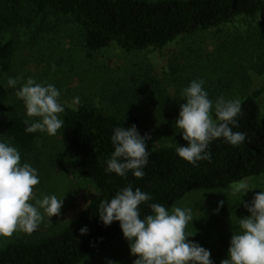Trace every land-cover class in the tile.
Instances as JSON below:
<instances>
[{
	"label": "rangeland",
	"instance_id": "1",
	"mask_svg": "<svg viewBox=\"0 0 264 264\" xmlns=\"http://www.w3.org/2000/svg\"><path fill=\"white\" fill-rule=\"evenodd\" d=\"M4 0H0V9ZM31 16V15H27ZM26 16V17H27ZM36 22L28 24L20 18L5 36L14 40L10 69L0 73L1 115L11 110L25 114L23 102L15 89L8 87V77H32L38 83L54 84L61 91V101L71 104L92 103L113 111L133 110L140 119L137 129L150 139L147 145L169 144L179 134L175 126L179 105L184 103L181 90L193 79H203L204 88L213 101L223 95L241 100L258 92L264 119V12L255 17H239L219 28L180 37L162 48H148L126 53L115 44L100 51L89 52L78 27L63 15H49L36 31ZM55 65V68H52ZM23 81H21L22 83ZM19 87V83L17 88ZM164 135V137H163ZM178 135H176L177 137ZM37 152L30 163L38 170L40 183L37 196L54 194L63 199L59 216L47 217L31 233L16 232L0 238L35 240L64 226L97 195L95 186L75 173V154L62 129L56 135L41 133ZM253 189L241 197L227 189L199 190L188 193L177 204L191 208L193 221L185 231L211 253L213 264L226 258L231 235L237 230V219L246 217L243 202L264 190V175L245 178ZM224 201L219 206L218 202ZM127 241L121 235L81 264H132Z\"/></svg>",
	"mask_w": 264,
	"mask_h": 264
},
{
	"label": "trees",
	"instance_id": "2",
	"mask_svg": "<svg viewBox=\"0 0 264 264\" xmlns=\"http://www.w3.org/2000/svg\"><path fill=\"white\" fill-rule=\"evenodd\" d=\"M264 12V0H4L0 9V73L10 69L14 40L5 35L24 18L36 22L38 31L49 15H63L78 27L89 52L115 44L126 53L162 48L180 37L219 28L239 17H255ZM31 15V16H27ZM27 16V17H26ZM258 92L241 99L239 127L246 134L239 146L222 138L210 143L211 160L192 165L175 153L178 144H186L181 134L169 144L147 145L150 152L143 178L131 172L126 177L105 172L113 151L110 136L116 127L133 124L140 127L133 110L113 111L92 103L75 109L65 104L61 114L67 142L75 154V173L90 181L97 190L79 213L64 226L35 240L9 239L0 243V264H81L122 235L119 222L109 226L98 219L100 200H110L129 183L151 195L149 203L170 208L188 193L199 190L227 189L238 181L264 175V119ZM24 113L11 110L1 115L0 140L13 143L21 154V163L37 152L41 132H25ZM164 137V135H163ZM141 216L150 209L141 205ZM88 231L81 235L79 229Z\"/></svg>",
	"mask_w": 264,
	"mask_h": 264
},
{
	"label": "clouds",
	"instance_id": "3",
	"mask_svg": "<svg viewBox=\"0 0 264 264\" xmlns=\"http://www.w3.org/2000/svg\"><path fill=\"white\" fill-rule=\"evenodd\" d=\"M6 83L23 102L25 132L54 136L62 129L65 102L61 101V91L54 84L38 83L32 77L24 80L20 76L8 77ZM204 83L202 78L193 79L181 90L184 103L179 105L175 119V126L186 142L177 143L175 153L192 165L211 160L207 149L218 138L232 146L246 140L245 133L233 131L239 127L237 117L243 114L241 100L220 95L213 101ZM79 103L77 96L68 106L75 109ZM148 139L147 134L138 132L135 124L114 128L110 136L113 151L106 161L105 172L121 177L131 172L135 178H143L150 156ZM39 183L38 170L30 163H21L20 151L13 143L0 140V238L11 237L16 232L31 234L46 217L51 223L50 217L60 215L63 199L54 194L37 196L34 188ZM251 189L242 179L232 191L241 194V200ZM151 200L149 193L139 187L134 189L129 183L110 200H100L98 205L97 215L103 225L119 222L129 254L136 257L132 264H213L208 249L187 239L194 235L185 231L194 220L192 209L179 206L168 209L160 203H149ZM223 203L219 201L218 208ZM243 203L248 215L237 219V230L232 233L226 258L220 264H264V190ZM141 205H146L150 213L141 216ZM87 231L86 226L79 229L81 235Z\"/></svg>",
	"mask_w": 264,
	"mask_h": 264
}]
</instances>
